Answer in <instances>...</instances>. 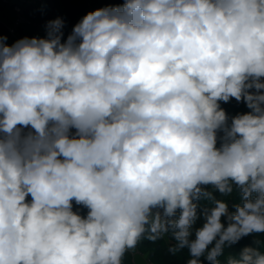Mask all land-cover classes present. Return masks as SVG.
<instances>
[{"label": "clouds", "instance_id": "obj_1", "mask_svg": "<svg viewBox=\"0 0 264 264\" xmlns=\"http://www.w3.org/2000/svg\"><path fill=\"white\" fill-rule=\"evenodd\" d=\"M65 27L0 35V264H124L169 233L186 264H264L257 241L225 256L264 234V0H123Z\"/></svg>", "mask_w": 264, "mask_h": 264}, {"label": "trees", "instance_id": "obj_2", "mask_svg": "<svg viewBox=\"0 0 264 264\" xmlns=\"http://www.w3.org/2000/svg\"><path fill=\"white\" fill-rule=\"evenodd\" d=\"M123 0H43L38 3H29L25 6L26 13H32V22L23 24L19 27V37L24 36L43 37L46 35L45 24L48 20L61 17L64 19L66 27L64 29L67 35L72 27L80 21L89 11L96 10L109 4H120ZM0 35L8 37L7 43L11 44L17 38L10 35L2 21H0ZM222 107L229 115H235L238 112L249 111L243 103H237L234 99L227 104H222ZM218 199L236 200V194L231 197H221L219 193H214ZM79 209L81 214H86L87 209L80 208L74 205V210ZM199 223V222H198ZM254 241L259 242L254 246L261 247L264 250V234H256L242 239L237 245L226 248L225 256L236 255L239 250L246 245H252ZM175 244L171 234L165 235L162 239L156 242L142 240L137 246L138 250L149 256L155 264H186L189 259L187 249L176 252L170 251V248ZM221 259H224L222 257ZM124 264H139L137 257L130 251L124 258Z\"/></svg>", "mask_w": 264, "mask_h": 264}, {"label": "built area", "instance_id": "obj_3", "mask_svg": "<svg viewBox=\"0 0 264 264\" xmlns=\"http://www.w3.org/2000/svg\"><path fill=\"white\" fill-rule=\"evenodd\" d=\"M43 0H0V21L4 24L8 33L19 39V27L32 22V13H26L25 6L29 3H38ZM8 9L5 15L3 10ZM145 255L142 252H138ZM146 257L147 264H155L149 256Z\"/></svg>", "mask_w": 264, "mask_h": 264}, {"label": "crops", "instance_id": "obj_4", "mask_svg": "<svg viewBox=\"0 0 264 264\" xmlns=\"http://www.w3.org/2000/svg\"><path fill=\"white\" fill-rule=\"evenodd\" d=\"M3 13L6 15L8 13V9L3 10ZM130 252L133 253L137 257L139 264H146V261H145L146 255H141L140 253H138L139 252L138 248Z\"/></svg>", "mask_w": 264, "mask_h": 264}, {"label": "rangeland", "instance_id": "obj_5", "mask_svg": "<svg viewBox=\"0 0 264 264\" xmlns=\"http://www.w3.org/2000/svg\"><path fill=\"white\" fill-rule=\"evenodd\" d=\"M88 2H89V0H88ZM145 261H147V260H145ZM146 264H147V262H146Z\"/></svg>", "mask_w": 264, "mask_h": 264}]
</instances>
